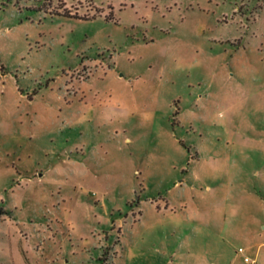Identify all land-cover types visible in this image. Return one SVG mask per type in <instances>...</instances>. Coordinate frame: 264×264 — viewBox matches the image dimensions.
Returning a JSON list of instances; mask_svg holds the SVG:
<instances>
[{
    "label": "rangeland",
    "instance_id": "obj_1",
    "mask_svg": "<svg viewBox=\"0 0 264 264\" xmlns=\"http://www.w3.org/2000/svg\"><path fill=\"white\" fill-rule=\"evenodd\" d=\"M0 256L264 264V0H0Z\"/></svg>",
    "mask_w": 264,
    "mask_h": 264
},
{
    "label": "built area",
    "instance_id": "obj_2",
    "mask_svg": "<svg viewBox=\"0 0 264 264\" xmlns=\"http://www.w3.org/2000/svg\"><path fill=\"white\" fill-rule=\"evenodd\" d=\"M241 252H242V251H241ZM245 261H246L247 263H249V264H257L256 260H252V259H250L249 257H246V258H245Z\"/></svg>",
    "mask_w": 264,
    "mask_h": 264
},
{
    "label": "crops",
    "instance_id": "obj_3",
    "mask_svg": "<svg viewBox=\"0 0 264 264\" xmlns=\"http://www.w3.org/2000/svg\"><path fill=\"white\" fill-rule=\"evenodd\" d=\"M0 259H1L2 261H4V263H6L5 259H3V257L0 256ZM6 264H8V263H6Z\"/></svg>",
    "mask_w": 264,
    "mask_h": 264
}]
</instances>
